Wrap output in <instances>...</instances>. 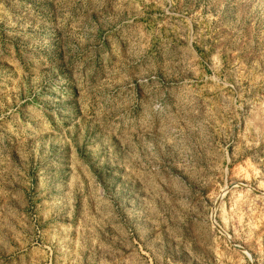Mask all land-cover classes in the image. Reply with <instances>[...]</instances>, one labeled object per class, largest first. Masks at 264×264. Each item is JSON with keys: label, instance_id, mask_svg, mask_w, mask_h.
I'll return each mask as SVG.
<instances>
[{"label": "rangeland", "instance_id": "374dc122", "mask_svg": "<svg viewBox=\"0 0 264 264\" xmlns=\"http://www.w3.org/2000/svg\"><path fill=\"white\" fill-rule=\"evenodd\" d=\"M0 264H264V0H0Z\"/></svg>", "mask_w": 264, "mask_h": 264}]
</instances>
